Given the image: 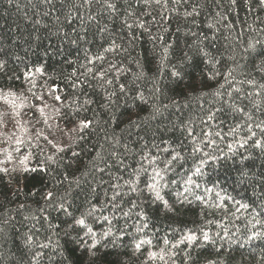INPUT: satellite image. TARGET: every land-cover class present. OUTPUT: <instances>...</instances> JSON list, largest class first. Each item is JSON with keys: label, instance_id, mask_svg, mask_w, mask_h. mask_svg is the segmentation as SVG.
<instances>
[{"label": "trees", "instance_id": "1", "mask_svg": "<svg viewBox=\"0 0 264 264\" xmlns=\"http://www.w3.org/2000/svg\"><path fill=\"white\" fill-rule=\"evenodd\" d=\"M0 100L68 134L0 139V264H264L261 0H0Z\"/></svg>", "mask_w": 264, "mask_h": 264}, {"label": "rangeland", "instance_id": "2", "mask_svg": "<svg viewBox=\"0 0 264 264\" xmlns=\"http://www.w3.org/2000/svg\"><path fill=\"white\" fill-rule=\"evenodd\" d=\"M2 106L4 105L1 102L0 107ZM21 115L22 114L15 108L8 109V111L3 114V118L12 120L8 130L0 131V139L4 138L8 143L16 144L19 140L18 136L26 129L27 131L24 135L28 138L41 139L43 142H48L49 140L63 142L67 140L68 134L55 126L52 119L48 117L49 114H46L48 117L47 119L36 118V123L32 122L29 126L23 125L22 123L24 128L20 127V124L17 123V117ZM45 137H47V139H45ZM10 151L11 153L8 155L0 156V160H2L1 165L9 167H15L17 164L21 165V161H23L21 155L16 153L14 149Z\"/></svg>", "mask_w": 264, "mask_h": 264}, {"label": "snow or ice", "instance_id": "3", "mask_svg": "<svg viewBox=\"0 0 264 264\" xmlns=\"http://www.w3.org/2000/svg\"><path fill=\"white\" fill-rule=\"evenodd\" d=\"M261 3L264 4V0H261ZM251 47V46H250ZM36 71H40V69H37ZM26 75H30L28 73H26ZM8 95H12L11 93H9ZM6 98V97H5ZM56 100H60L61 98L59 96L55 97ZM41 113H43V109H40ZM59 110L57 109V112ZM3 123V114H0V124ZM90 122H85V121H80L79 125L77 126V128H73L71 131L75 132L78 129L79 130H83L85 128H87L89 126ZM45 139H47V137H45ZM17 143H20V141L18 140ZM49 144H52L53 142L51 140L48 141ZM260 142L257 141V146H259ZM57 151H63V148L57 147ZM75 155V153H74ZM27 159V157L25 158ZM49 159H51V157H49ZM21 163H23V161H21ZM3 171H7L6 169H4ZM25 171H27V169H25ZM157 175H159V173H157ZM154 187V185L152 186ZM52 193H48V196L51 197ZM158 195V194H157ZM221 199H223V197H221ZM61 207H63V205H61ZM241 208H246L247 205L241 204L240 205ZM76 223L83 225L85 222L83 219L78 220ZM257 223H259V221H257ZM259 236H264V232H253L252 236L249 237V239H253ZM185 239L191 243L192 241H194L196 239L195 235H191L189 234L188 236L185 237ZM203 239L204 241H208L209 240V236L207 233H204L203 235ZM139 244L137 245V248H139ZM152 255H155V253H152ZM101 261V256L98 255L97 251H96V245L93 244L88 248V259L86 261V264H100ZM210 264H215V262H210Z\"/></svg>", "mask_w": 264, "mask_h": 264}]
</instances>
